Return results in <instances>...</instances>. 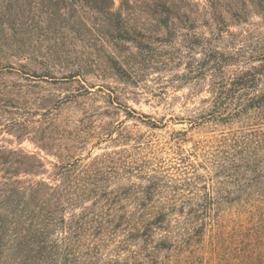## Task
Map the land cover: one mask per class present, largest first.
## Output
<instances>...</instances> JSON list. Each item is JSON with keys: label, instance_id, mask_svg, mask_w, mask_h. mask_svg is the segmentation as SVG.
Listing matches in <instances>:
<instances>
[{"label": "trees", "instance_id": "16d2710c", "mask_svg": "<svg viewBox=\"0 0 264 264\" xmlns=\"http://www.w3.org/2000/svg\"><path fill=\"white\" fill-rule=\"evenodd\" d=\"M217 1L191 19L190 0H150L140 22L129 0H0V71L44 80L61 63L70 77L95 68L129 78L149 31L178 22L231 36L248 14ZM246 2L264 19V0ZM82 32L106 46L100 63L65 48ZM209 52L210 107L178 118L187 128L167 141L121 128L118 150L83 156L84 138L62 155L51 108L33 131L57 159L51 173L34 155L0 149V264H264V48L257 66L231 72L234 63ZM199 129L190 148L178 140Z\"/></svg>", "mask_w": 264, "mask_h": 264}, {"label": "rangeland", "instance_id": "374dc122", "mask_svg": "<svg viewBox=\"0 0 264 264\" xmlns=\"http://www.w3.org/2000/svg\"><path fill=\"white\" fill-rule=\"evenodd\" d=\"M129 1L134 16L143 21L145 14L141 11H147L150 0ZM190 1L198 4L189 7L190 18L194 19L208 3L207 0ZM244 1H217L224 11L243 9L248 14L246 21L228 24L231 36L215 39L217 33L211 26L197 24L187 29L188 26L178 22L169 33L149 31L143 52L135 60V72L129 78L120 79L95 68L84 75L70 77L67 72L70 66L61 63L52 69L53 78L44 80H28L8 69L0 71V149L34 155L51 173L57 159L33 140L37 121L51 108L60 126L50 140L62 155L78 139L84 138L87 142L83 156L89 152L95 156L118 150L120 144L114 139L121 128L142 139L158 136L167 141L171 131L187 128L178 123V118L204 113L210 107L217 78L211 68L213 59L209 51L223 53L226 61L235 64L226 66L225 72L258 65L257 57L264 48V19L247 2L243 5ZM113 2L114 7L119 6V0ZM95 39L94 33L82 32L78 40L67 43L65 48L78 62L87 59L100 63L106 46ZM118 123H121L119 127ZM25 125L27 134H24ZM107 131H112L111 137L106 135ZM203 135L204 130L199 129L178 140L186 141L184 147L188 149L192 140ZM43 179L48 181V175Z\"/></svg>", "mask_w": 264, "mask_h": 264}]
</instances>
